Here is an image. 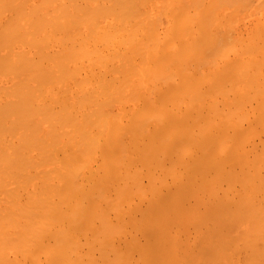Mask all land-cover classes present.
<instances>
[{
	"label": "bare ground",
	"instance_id": "1",
	"mask_svg": "<svg viewBox=\"0 0 264 264\" xmlns=\"http://www.w3.org/2000/svg\"><path fill=\"white\" fill-rule=\"evenodd\" d=\"M257 37L264 0H0V264H149L165 255L157 245L115 247L131 227L151 226L127 230L134 199L161 200L171 177L178 201L181 183L195 193L196 174L201 203L216 190L232 200L236 187L239 204L256 198L232 217L234 235L264 264V143L244 166L252 181L222 162L264 113ZM206 166L219 179L204 177Z\"/></svg>",
	"mask_w": 264,
	"mask_h": 264
},
{
	"label": "rangeland",
	"instance_id": "2",
	"mask_svg": "<svg viewBox=\"0 0 264 264\" xmlns=\"http://www.w3.org/2000/svg\"><path fill=\"white\" fill-rule=\"evenodd\" d=\"M251 25H252L251 21H245L244 23L241 24V26H239V28L242 31L241 33H239V36L241 38H243V36L245 37L246 31L250 28ZM240 29H239V31H240ZM257 39H259V41H260L261 37L256 38V41L254 44H258V45H255V46L253 45V46L254 47L257 46L258 48L260 47L259 49L262 50V48H264V46H262V44L264 45V42H262V44H261L260 43L261 41L259 42ZM259 44H261V45L259 46ZM254 47H252V48H254ZM255 49H257V48H255ZM257 57L261 58L260 56H257ZM259 58L258 59L256 58V61L258 60V62H255V58L253 59V61H251L253 63V66H252V64H251V66L254 67L253 69H255V66H254V65H256L255 63L258 64L259 61L261 62V60H259ZM238 63H239L238 61H234L235 65L232 63V67L234 68V67L238 66L239 65ZM257 69H258V65H256L255 70H257ZM263 69L264 68H262L261 70L264 72ZM237 78H238V82H240V83L242 82V80H244V78L242 79V77L241 78L237 77ZM237 78H236V80H237ZM232 80H233V82H235L234 78ZM252 106H254V104ZM257 108L258 107L256 106L255 111H257V110H260V111H258V113L255 112L256 117L253 118L251 123H249V126L251 125L250 127H248V125H246L247 128L245 126H244V128H243V126H241V127H238L237 129H232L233 132H231V136L235 138V140L233 138V141L237 140L236 141L237 143L235 144L237 146L238 143H240V145H241L245 141V136L249 130L248 128H251L247 134L248 136H246V138H247L250 135V137L248 138L249 142H247V145L244 147V149L241 151L240 155L238 156L239 159H241L243 162L241 160L238 161L239 160L238 157L236 159H233L232 156H234L233 155L234 152L232 151V149H229L231 151H229V150L227 151L224 158L221 157L222 160L227 159L226 160L227 164H229V162H230L229 166L228 165L225 166V168H226L225 171L226 172L229 171L230 174L232 173L233 177H234L235 172H236L235 177L236 176H238V177L243 176L242 178H240V179H243V182L246 181V179H247V181L249 179L251 181L254 180V176H255L254 174L255 173L253 172L254 173L253 174L252 171H248V173L250 172V174H248L247 172H246L247 173L246 174L245 171H247L246 170L247 168L244 166L246 164V161H250L251 160L250 158L255 155V154H253V153H255L254 151L258 152V150L262 148L260 146L263 145V143H264V140H263V138H264V116H261L262 114L264 115V113H263V111H261V109H259V108L257 109ZM259 112H261V113L259 114ZM257 114H259V116H257ZM260 118H263V120H261ZM218 127H221V126L219 125ZM240 128H241V130H240ZM245 128L247 129V132H246V130H244ZM242 129L246 132L245 134L243 133L244 131H242ZM234 130H237V131H234ZM241 134H243L244 136ZM242 140H244V141L241 143L240 141H242ZM240 145L237 147H242ZM229 152H231V153L233 152L232 156H231V153H229ZM196 155L198 157L199 154H195L193 156L196 157ZM243 155H244V158H241V157H243ZM194 157H192V159L190 158L188 161L186 160L190 166L191 165L194 166L196 161L200 160L199 157L195 158V159H194ZM217 158H219V157H217ZM224 160L222 162H224ZM239 162H240V164H239ZM242 163L244 165H241ZM240 165L242 166V168L240 167ZM210 167H212V168H210ZM214 167H216V166L214 165ZM216 169H214L213 166H208V169H207V166H206V169L203 170V171H206L205 172L206 174H203V176L204 177L206 176L208 178V175L211 176V174L213 173L211 170H216ZM237 171H238V173H237ZM215 172L212 174V176L215 177V175H216V176L220 177V175L217 174L218 171H215ZM229 172L227 175H230ZM189 173H191V172H189ZM195 174H196L195 172H192V175L190 174L191 177L193 176L192 177L193 179L196 177V176L194 177ZM240 174H242V176H240ZM243 174H245V177ZM196 175H197L196 178H199V179L196 180V184L197 183L198 184H197V186L194 185V187L196 186V187H198V189L195 187L194 189H192L193 192H195V193H191L192 191L190 192L189 187H187L186 184H185L186 187L183 185L185 182L181 183V189L182 190H180V193L182 194V196H181V194H179L180 196L179 195L176 196V199H179V200L178 201L174 200L176 202L175 204L173 201V198L175 197V195L173 197V193H172V192H174V194H175V188H174L175 185H173L174 182H173V179H171V177H169V178L172 181L168 177L166 179V181L168 182L167 183L168 189L166 188V192H164L165 194L160 196L161 200H159L157 198L155 200L152 199L153 200L152 201V200H150L151 197H147L146 199H143L142 201H140V200L138 201L137 199H134L133 205H136L138 210L136 208L137 211H134L133 210L134 207H132V210H131L132 212L130 213V216H132L133 219H131V217L129 219V220H131L132 224L131 223L128 224V222H130V221L129 220L127 221L125 219L126 220L125 226H127V230H129L128 226H130V227H131V225L133 226L132 220H134V224H135V222L140 223L141 222L140 220H142V222H143L144 221L143 219H146V218H147L146 219V222H147L148 218H151V220H152L151 226H150V228L148 227L146 229V231H144V232L142 231L143 234L139 233V234L133 235L135 237H133L131 235L133 233V230H134L133 227H131L130 228L131 231H129L131 233L130 235H129V232H127L128 234L126 233L124 235L125 239H124V237H122L120 239L121 241L120 240H119V242L116 241V243H115L116 249L121 250L124 246L126 247L127 242L129 245L130 243H133V241L134 242L136 241L135 244L137 246L142 244L141 245L142 247L148 246L149 242L151 243V245H157V247H156L157 252H162V254L165 253V255L158 254V256L152 257V255L150 256V254L148 253L150 257H148L149 259L146 262H149V264H181V263H183V264H209L210 261H212V260L215 261V264H256V261L254 259L255 256L257 255V251H256L255 246L245 245L244 242H242V246H240V247L237 245V240H236V237L234 235V232H235V230H236L237 234H239L241 232L237 228L236 220L232 218L233 216L237 215L238 212L243 211L244 208L245 209H251V208L256 207L258 204V203H256V198H251L249 200V204H247L246 206H245V204H241V203L239 204V201L242 200V198H239L240 197L239 195H242L243 190L240 189L241 187L240 188L236 187L235 188L236 190H234L235 196L232 195L234 198L232 200H228V199L224 198L225 195L222 194L223 191L222 192L218 191V193H217V190H216V192H215V194H217L216 199L209 201V203H201V201L198 197L199 194H201V192H198V191L201 190L200 189L201 188L200 183L202 182V180H200L201 177L198 176L199 174H196ZM146 176L144 173L139 178H140L141 184L147 188V185H148L150 179H148L149 177H146ZM211 177H209V179ZM218 177H215V178H218ZM199 180H200V182H199ZM171 183H172V185H171ZM219 189H220V187H219ZM188 190H189V192H187ZM236 191H239L238 192L239 197L237 196ZM250 191H252V190H250ZM240 192H242V193L240 194ZM187 193H188V196H187ZM189 193H191V195ZM166 194H168V195H166ZM169 194H171V195H169ZM149 200H150V202H149ZM176 204H177V207H175ZM122 206H124L123 211L126 210L125 207L128 208L127 205H125L124 203ZM151 208H154V212L152 213L153 215L151 217L150 216L146 217L147 214L148 215L151 214L150 211L153 210ZM172 208H173V210H172ZM144 211L146 213L147 212L148 213L146 214ZM142 212H143V214H142ZM154 213H156V214H154ZM197 213H199L201 217L198 216ZM126 217L129 218V216H126ZM148 221L150 222V220H148ZM146 222H144V223L146 224ZM149 222H147V223L149 224ZM126 223H127V225H126ZM153 225L154 226L159 225L158 227L155 226L157 228V230H155V227L152 228ZM155 232L157 234H155ZM157 237H158L157 241L159 242V244H157V243L152 244L153 241L157 242L156 241ZM133 238H134V240H133ZM223 238H224V243L222 245L221 250H220V246L217 248H214V250H211L209 248V245H213L215 247V246L221 244V241L223 240ZM128 239H130L132 242L130 241V243H129V241H127ZM153 239H155V240H153ZM164 244H165V246H164ZM141 246H139V247H141ZM166 246H167V248H170V250L172 248H174V250L172 249L173 252H171L170 250L167 251V252H171L172 254H168L165 251V250H168V249H165ZM158 247L160 248V250L158 249ZM163 248L165 250H163ZM130 252H132L133 254H131ZM130 252H129L130 254L128 253L127 257L129 259L131 257L130 255H132V257L130 259V261H132V262H130L128 259L127 260L130 263H134V259H135V262L139 261V260H137V258L139 259L141 257L140 253H139L140 251L131 249ZM135 253H137L139 257H137V254H135ZM148 254H146V256Z\"/></svg>",
	"mask_w": 264,
	"mask_h": 264
}]
</instances>
